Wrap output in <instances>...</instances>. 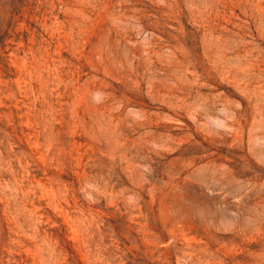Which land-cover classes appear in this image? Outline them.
I'll return each mask as SVG.
<instances>
[{
  "label": "rangeland",
  "instance_id": "374dc122",
  "mask_svg": "<svg viewBox=\"0 0 264 264\" xmlns=\"http://www.w3.org/2000/svg\"><path fill=\"white\" fill-rule=\"evenodd\" d=\"M0 264H264V0H0Z\"/></svg>",
  "mask_w": 264,
  "mask_h": 264
}]
</instances>
